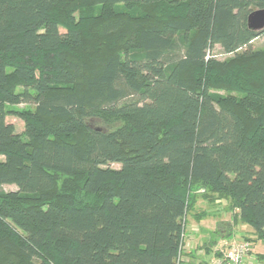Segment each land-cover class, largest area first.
Masks as SVG:
<instances>
[{
  "label": "trees",
  "instance_id": "obj_1",
  "mask_svg": "<svg viewBox=\"0 0 264 264\" xmlns=\"http://www.w3.org/2000/svg\"><path fill=\"white\" fill-rule=\"evenodd\" d=\"M61 1L0 0V264H175L198 196L264 244V0Z\"/></svg>",
  "mask_w": 264,
  "mask_h": 264
},
{
  "label": "rangeland",
  "instance_id": "obj_2",
  "mask_svg": "<svg viewBox=\"0 0 264 264\" xmlns=\"http://www.w3.org/2000/svg\"><path fill=\"white\" fill-rule=\"evenodd\" d=\"M58 12L60 14H65L67 16V22L69 24L78 23V18L80 14H90L92 16H97L100 14L98 6H90L85 0H62L58 6ZM112 13L120 14L121 16H129L134 14L133 9L127 8L124 5H118L111 8ZM88 47V46H87ZM92 49V47H90ZM250 48L252 50L264 49V31L259 37L251 42ZM232 54H224L223 51L218 47L209 53V57L217 60L224 61L231 58ZM211 93L217 95H224V91L212 90ZM7 115L5 116V122L12 124L15 133L19 134L22 139L24 131V121L19 117L18 114L32 107L26 106L24 104L9 106L5 105ZM89 124L93 127H102L103 125L98 121H90ZM0 161H3V157L0 156ZM111 168L119 169L120 166L117 164H111ZM17 191L15 186H1L0 192L10 193ZM78 199L85 202V198L82 194L78 196ZM229 202L225 200H217L216 202L210 204L203 199L202 196L197 197V202L194 207L189 210L185 216V228L186 230L196 229V236L192 237V243L194 245H201L205 243L209 246L208 249L214 247L217 242L221 239H228L230 236L237 237L242 240H246L251 243L253 248V254L257 260L256 264H264V244L258 240L257 236L254 234L253 230L242 224H234L232 220V215L228 211ZM217 231L215 239H212L213 233ZM195 260V259H194ZM197 261V259L195 260ZM192 261V262H195Z\"/></svg>",
  "mask_w": 264,
  "mask_h": 264
},
{
  "label": "built area",
  "instance_id": "obj_3",
  "mask_svg": "<svg viewBox=\"0 0 264 264\" xmlns=\"http://www.w3.org/2000/svg\"><path fill=\"white\" fill-rule=\"evenodd\" d=\"M196 234V229L186 230L184 219L175 264H256L257 262L252 245L246 240L230 236L228 239L219 240L214 247L208 249L209 246L205 243L198 246L190 241Z\"/></svg>",
  "mask_w": 264,
  "mask_h": 264
},
{
  "label": "water",
  "instance_id": "obj_4",
  "mask_svg": "<svg viewBox=\"0 0 264 264\" xmlns=\"http://www.w3.org/2000/svg\"><path fill=\"white\" fill-rule=\"evenodd\" d=\"M248 28L260 32L264 30V9L252 11L247 18Z\"/></svg>",
  "mask_w": 264,
  "mask_h": 264
}]
</instances>
